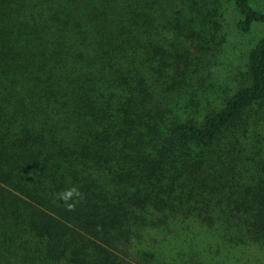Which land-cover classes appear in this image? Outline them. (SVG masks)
Returning a JSON list of instances; mask_svg holds the SVG:
<instances>
[{"label":"trees","instance_id":"trees-1","mask_svg":"<svg viewBox=\"0 0 264 264\" xmlns=\"http://www.w3.org/2000/svg\"><path fill=\"white\" fill-rule=\"evenodd\" d=\"M232 3L264 26L252 0H0V264H264V34L231 95L203 78Z\"/></svg>","mask_w":264,"mask_h":264},{"label":"rangeland","instance_id":"rangeland-1","mask_svg":"<svg viewBox=\"0 0 264 264\" xmlns=\"http://www.w3.org/2000/svg\"><path fill=\"white\" fill-rule=\"evenodd\" d=\"M253 4L264 10V0H252ZM226 52L216 57H209L205 61L204 76L205 84L210 86L212 104H217L228 97L239 87V80L236 78L241 72L246 71L250 52L256 41L264 34V26H257L251 34L241 33L236 26L240 14L232 3L228 7L226 16ZM170 39V50H174ZM183 55H193L197 52L198 46L192 42H184Z\"/></svg>","mask_w":264,"mask_h":264},{"label":"clouds","instance_id":"clouds-1","mask_svg":"<svg viewBox=\"0 0 264 264\" xmlns=\"http://www.w3.org/2000/svg\"><path fill=\"white\" fill-rule=\"evenodd\" d=\"M82 195L83 194L80 192L79 188L73 185L70 188L55 193L54 199L57 202H62L67 210L72 211L75 209V205L79 202V199L82 198ZM74 197L76 199H73Z\"/></svg>","mask_w":264,"mask_h":264}]
</instances>
